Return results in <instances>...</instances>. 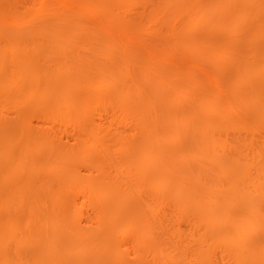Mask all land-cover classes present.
Here are the masks:
<instances>
[{"label":"rangeland","instance_id":"1","mask_svg":"<svg viewBox=\"0 0 264 264\" xmlns=\"http://www.w3.org/2000/svg\"><path fill=\"white\" fill-rule=\"evenodd\" d=\"M121 1L0 0V60L22 57L49 77L39 84L23 80L0 92V264H51L41 258V242L49 237L71 249L66 259L56 254L55 264H264V0H236L235 12L255 8L258 18L251 13L235 26L216 11L221 0L216 8L209 5L215 0L195 5L184 0L176 6L181 10L170 11L165 0ZM197 4L213 8L212 22L195 19L191 5ZM191 23L192 31L186 29ZM53 38L62 43L58 52L49 43ZM247 67L253 75L234 89L232 80ZM6 68L0 65V76L9 73ZM98 72L105 84L96 79ZM122 86L130 87L124 88V101L137 105L138 117L114 102ZM177 94L185 97L176 103ZM68 96L74 102L67 109ZM198 96L203 103L223 96L221 108H235L225 118L207 110L211 102L197 105ZM164 100L171 104L166 107ZM200 107L225 121L217 132H208L224 141L217 154L229 165L219 177L213 162L200 165L201 171L199 161L186 156L175 164L172 155L188 151L187 139L201 137L198 126L206 117ZM194 110L199 115H189ZM165 111L168 119L162 117ZM181 113L189 116H180L182 123L172 120ZM90 128L96 129V142L84 137ZM170 135L176 141L166 145L164 137ZM146 138L149 151L141 149ZM40 141L46 145L39 152L34 143ZM85 142L88 158L81 162ZM65 154L71 163L56 170L51 161ZM19 159L23 167L15 170ZM158 174L165 178L161 187H167L152 191L148 181H159ZM142 176L149 184L143 185ZM86 187L104 196L91 190L88 198ZM155 191L156 201L150 197ZM219 193L230 203L228 210L217 208ZM9 194L23 201L4 203ZM51 196L62 210L50 207ZM207 208L214 213L209 220ZM31 216L44 220L46 231L37 233V223H26ZM234 222L250 232L244 257L231 248ZM139 229L145 236L137 242ZM82 233L89 250L78 252L69 241Z\"/></svg>","mask_w":264,"mask_h":264},{"label":"bare ground","instance_id":"2","mask_svg":"<svg viewBox=\"0 0 264 264\" xmlns=\"http://www.w3.org/2000/svg\"><path fill=\"white\" fill-rule=\"evenodd\" d=\"M119 1V0H118ZM123 1V0H122ZM121 1V2H122ZM127 1V0H126ZM182 1H184V0H165V6H167L168 7V9H169V11H170V8L169 7H171V9H179V8H176V6L177 5H179L180 6V4H178V3H181ZM187 0H185V2H186ZM195 1H197V0H193V1H189V2H192V4H196V3H199L198 1L195 3ZM217 0H215V1H211L212 2V4H209V5H211V6H213L214 7V5L213 4H215V2H216ZM219 1V0H218ZM217 1V2H218ZM221 1H222V4H221ZM220 1V5L219 4H217L218 6H217V12H218V10L220 11V12H222V14L224 13L225 15L224 16H227L229 19H231V22L229 23V24H233V26H235V25H237V24H240V23H243L244 21H245V19H247V17H248V15H250L251 13L252 14H254V16H256L257 18H258V15L256 14L257 13V10H255V8L254 9H252L251 11H248L247 12V14L246 13H244V12H235V9H234V4H235V2H236V0H221ZM214 2V3H213ZM216 2V3H217ZM202 4H204V3H202ZM205 6H207V4H204ZM178 7V6H177ZM191 10H193V8H195L194 9V12L193 11H191L190 10V12L192 13L193 12V15L195 16V19L198 17L199 18V20H203V21H206L207 19H208V17L210 16V14H211V12L213 11V8L212 7H204V6H201V5H199V4H197L196 6H194L193 7V5H191ZM214 8H216V5H215V7ZM179 10H181V9H179ZM253 10H255L254 12H253ZM179 12V11H178ZM256 14V15H255ZM213 15V14H212ZM251 16H253V15H251ZM213 16H211V17H209L210 19L212 18ZM255 18V17H254ZM257 20H259V19H257ZM209 21V20H208ZM208 21H207V23H208ZM230 21V20H229ZM210 22H212V19L210 20ZM258 22H260V21H258ZM206 23V22H205ZM206 23V24H207ZM193 23H191V26L190 27H188V28H186V29H190L191 31L194 29V24L192 25ZM212 24V23H211ZM211 24H209V25H211ZM260 23H258V25H259ZM209 25H206V26H209ZM50 30H52V29H50ZM48 31H49V29H48ZM187 31V30H186ZM56 32L58 33V30H56ZM55 37V36H54ZM49 43L53 46V49H54V52H58L59 51V49H61V45H62V43H60V41H58V40H56V39H51V41H49ZM207 43V42H206ZM205 44V43H204ZM203 44V45H204ZM210 45V44H209ZM112 46V45H111ZM110 46V47H111ZM116 46V45H115ZM208 46V44L206 45L205 44V46L204 47H207ZM110 47H109V49H110ZM208 50V49H207ZM206 50V51H207ZM234 56V55H233ZM233 56H231L232 57V59H235V57H233ZM231 57H230V59H231ZM6 59H7V61H6ZM6 59L5 60H0V65H4L5 67H7L6 68V70H7V72L9 71V73L8 74H5L4 76H0V92H2V91H4V89L7 87V86H11L13 89L15 88V86H17L21 81H23V80H29V81H31V82H33V83H43V82H45V81H47L48 79H49V77L46 75V74H44V73H42V72H39V71H37V70H35V69H32L31 67H30V65H29V61L28 60H26V59H24V58H22V57H19V56H17V57H12L11 58V56H10V59L8 58V57H6ZM250 67H247L246 69V72L244 71V73H238V75H235V77H236V79L234 80H232V81H236V83H237V85H235V82L233 83L232 82V85L234 86V89H237L236 88V86H238L239 87V85L242 83V82H245V80L246 79H248V80H250V78L249 77H251V75H253V71H252V69L250 68ZM112 70H113V68H112ZM109 71V70H108ZM107 71V72H108ZM111 72V71H110ZM115 72V71H114ZM99 73L100 72H98V75L96 74V79L99 77V80L101 81V79H100V75H99ZM109 73V72H108ZM118 73H121V72H118L117 71V74L115 73V76H118ZM101 74V73H100ZM102 75H104V73L102 74ZM114 75V74H113ZM121 75V74H120ZM104 76H106V75H104ZM107 76H108V74H107ZM109 77V76H108ZM108 77H105V78H107L108 79ZM114 77V76H113ZM113 77H110V78H113ZM53 78H55V77H53ZM103 78V77H102ZM110 78L108 79V80H110ZM115 78V77H114ZM120 78H124L123 76H119V81H120ZM52 79V78H51ZM116 79H117V77H116ZM126 79V78H125ZM103 81H107V82H109L108 80H104V79H102ZM122 81H123V79H121ZM247 80V82H250V81H248ZM119 81H117V82H119ZM239 81H240V83H239ZM242 81V82H241ZM97 82H98V80H97ZM113 82V81H112ZM252 82V81H251ZM94 83H95V81H94ZM101 83H102V81H101ZM106 83V82H105ZM105 83H102V84H105ZM109 83H111V81L109 82ZM238 83H239V85H238ZM246 83V82H245ZM253 83V82H252ZM96 84V86H97V83H95ZM100 84V83H99ZM98 84V85H99ZM125 85V84H124ZM127 85V84H126ZM254 85V84H253ZM101 86V85H100ZM257 86H259V85H257ZM123 87V86H122ZM128 86H124L123 87V90L124 91H121V92H119L120 90L118 89V92L114 95V97H115V99H114V102L115 103H117V104H119L120 106H122V104H123V106H125L126 108H127V112H130V113H135V115H136V111L135 110H137V108H136V104H133L134 102H130L129 100H126V101H124V99L126 98V97H124L126 94L128 95V93H127V91H125V89L127 88ZM253 87V86H252ZM70 86H67L66 87V90H70ZM95 88V87H94ZM101 88V87H100ZM125 88V89H124ZM128 88H130V87H128ZM127 88V89H128ZM255 90H256V85H255ZM259 88L261 89V87L259 86ZM95 89H97L98 90V88H95ZM122 89V88H121ZM126 89V90H127ZM260 89H258V87H257V91L259 92V90ZM94 90V89H93ZM101 90V89H100ZM197 90V89H196ZM199 90V89H198ZM95 91V90H94ZM129 91V90H128ZM130 91H131V89H130ZM217 91V90H216ZM216 91H214V92H216ZM199 92V91H198ZM256 91H254V94L256 95V93H258V92H256ZM69 93V92H68ZM94 93V92H93ZM92 93V94H93ZM115 93V92H114ZM55 94V93H54ZM95 94V93H94ZM93 94V95H94ZM100 94V93H99ZM99 94H98V96H99ZM204 94V93H203ZM216 94H217V92H216ZM218 94H219V92H218ZM220 94H221V92H220ZM219 94V95H220ZM253 94V93H252ZM251 94V95H252ZM57 95V94H56ZM56 95H50L51 97H53V96H56ZM96 95V94H95ZM94 95V96H95ZM111 95H113V93H111ZM190 95H192V93H190ZM215 95V94H214ZM43 96H46V94L45 95H43ZM104 96V95H103ZM102 96V97H103ZM199 96H201V94H199ZM199 96H198V99L197 100H195V102L197 103V105H199L200 106V104L202 105H205V104H207V106H209L210 105V102L213 104L212 106L210 105L208 108L205 106V108H207V110L208 109H210L211 110V112H213L214 111V109H216L217 110V114H220V116H222L223 115V117H225L224 115H228L229 113H231V111H232V107H230L228 104H227V106L225 107L224 106V108H223V106H222V108H221V106H220V104L221 103H219L218 101H220V98L221 97H223V96H219L220 98H218V97H216V96H212V98L209 100V102L208 103H203L202 101H201V97L199 98ZM203 96V95H202ZM218 96V95H217ZM47 97V96H46ZM57 97V96H56ZM102 97H101V99H102ZM113 97V98H114ZM184 97L185 96H182V95H178L177 94V96H175V98L174 99H172V101L173 100H175L176 101V103L177 102H179V101H181V100H183L184 99ZM190 97V96H189ZM208 97V96H207ZM67 99L63 102V106L65 107L66 106V108L68 109V108H70V105L72 104V102H74V101H72V97L71 96H68V97H66ZM107 98H108V96H107ZM54 99H57V98H55L54 97ZM83 99V98H82ZM90 99V98H89ZM101 99H100V101H101ZM204 99V98H203ZM219 99V100H218ZM85 100H88V99H85ZM93 100V99H92ZM95 100H98V98L97 99H95ZM94 100V101H95ZM103 100H104V98H103ZM102 100V101H103ZM106 100H108V99H106ZM163 100V99H162ZM56 101V103L58 104V101H59V99H58V101L57 100H55ZM99 102L100 104L102 103V105H103V102ZM86 102V101H85ZM108 102V101H107ZM110 102V101H109ZM113 102V103H114ZM163 102H165V106L166 107H168L169 106V104H171V101H168L167 100V102H166V100H164ZM98 103V104H99ZM160 103H162V102H160ZM217 104V107L215 106V107H213L214 106V104ZM98 104H97V106H98ZM99 104V105H100ZM105 104V103H104ZM172 104H174V103H172ZM219 104V105H218ZM106 105H107V103H106ZM110 104H108V106H109ZM116 105V104H115ZM134 105H136V106H134ZM202 105V106H203ZM59 106V105H58ZM134 106V107H133ZM172 106V105H171ZM198 106V107H199ZM201 106V107H202ZM218 106H220V107H218ZM61 107V106H60ZM201 107H200V113L202 112V109H205V108H202L201 109ZM204 107V106H203ZM112 108V107H111ZM136 108V109H135ZM218 108H221V109H219V111H218ZM235 108V106L233 107V109ZM63 109H65V108H63ZM122 109H124V108H122ZM199 109V108H198ZM46 110V109H45ZM69 110H71V109H69ZM125 110V109H124ZM65 111V110H64ZM74 111V110H73ZM167 111V110H166ZM165 111V112H166ZM197 112V110H194L193 112H192V114H189V115H192L193 116V114H194V116H195V114H196V112ZM206 111V110H205ZM209 111V110H208ZM207 111V112H208ZM69 112V111H68ZM163 113V115H162V117H164V118H166V119H168L169 117H167V115L169 116V114H167V112L166 113ZM204 112V111H203ZM202 112V113H203ZM229 112V113H228ZM66 113V112H65ZM214 113H216V112H214ZM228 113V114H227ZM66 114H68V113H66ZM188 114V113H187ZM197 114L199 115V112H197ZM196 114V115H197ZM204 114H205V112H204ZM204 114H200V117H203L204 118V116L206 117V118H204L203 119V123L201 124V127H199L198 126V129H201V131L202 132H200L202 135H201V137L199 138V139H184V140H186V147H188L187 148V152H184V153H173L172 155L174 156V161L176 160L177 162H175V164L177 163V164H179V162L178 161H180V164H182V163H184V161H182V160H184L183 158L185 157V160L188 158V161H190V160H195L196 162H198L199 161V165H198V168H197V170L198 169H200L201 167H200V165H203V167H205V165L204 164H206L207 166L208 165H210V162H213V164L211 163V165L216 169V171L218 172V174H216L218 177L219 176H222V175H224L225 174V172H226V170H227V168H228V163L227 162H225L226 160H224L223 161V159L221 158V155L220 156H218V152L220 151V150H222V147H221V149H220V146H221V143H223V142H218L217 140H215V138L213 139L212 137H213V134L211 135V137H209V135L210 134H208V132L209 133H211V132H214V131H216L217 129H219L220 128V126H219V124L220 125H222V124H225V121H224V123H221L222 122V120H220V122H219V117L220 116H214L213 115V113H206L205 115ZM210 116H209V115ZM69 116H70V113L68 114ZM71 115H72V112H71ZM74 115V114H73ZM189 115H185L186 117H188ZM204 115V116H203ZM207 115V116H206ZM75 116V115H74ZM137 116V115H136ZM180 116L182 117V113L180 114V115H178V117H174L172 120H174V121H179V119H180ZM184 116V114H183V117L182 118H185L186 119V117ZM231 116V115H230ZM71 117V116H70ZM138 117V116H137ZM71 118H73V117H71ZM172 118V117H171ZM181 118V119H182ZM226 118V117H225ZM236 118H238V117H236ZM180 119V122L182 123V120ZM163 120H165V119H163ZM232 120V119H231ZM230 120V121H231ZM171 121V120H170ZM184 119H183V124H181L182 126H184ZM236 122V121H235ZM230 123H232V122H230ZM173 124H177V122H175V123H173ZM180 124H178V125H180ZM233 124V123H232ZM177 125V126H178ZM163 126H165V124L163 125ZM176 126V125H175ZM176 126V127H177ZM173 127V126H172ZM181 126H179V127H177V128H180ZM186 127V126H185ZM219 127V128H218ZM176 128V129H177ZM95 129V128H94ZM94 129H91L90 128V130H86V132H84V137L86 138V139H88V140H92V141H94V142H96L97 141V138H96V136H97V134H96V129L94 130ZM182 129V128H181ZM180 129V130H181ZM185 129V128H184ZM31 130V129H30ZM173 130V129H172ZM178 130V129H177ZM169 131V130H168ZM182 132H183V130H181ZM173 132H175V130L174 131H171V133H173ZM217 132V131H216ZM168 133V132H167ZM171 133H169V134H171ZM28 134V138L31 136L30 134H31V132H28L27 133ZM216 134V133H215ZM174 135V134H173ZM176 135V134H175ZM174 135V136H175ZM169 137H171V135L170 136H168V139H166V137H164L165 138V140H167V141H163V142H165V144L166 145H169V144H173L175 141H176V139H175V137H173L172 136V138H170L169 139ZM215 137V136H214ZM45 138V137H44ZM44 138H43V140H44ZM162 139V138H161ZM216 139H218V137H216ZM153 141V140H152ZM151 141V142H152ZM150 142V143H151ZM158 142H160V141H158ZM48 143V142H47ZM149 143V138H146L145 139V141H144V146H143V148H141V149H147V151H149V149L148 148H146V147H148L147 146V144ZM153 143V142H152ZM35 145H36V147L38 148V150H39V152L41 151V149H42V147L43 146H45L46 145V143L45 142H43L42 141V143H41V141H40V143L39 142H35L34 143ZM49 145V144H48ZM119 145H120V143H119ZM118 145V146H119ZM121 145H122V143H121ZM87 143L85 142L84 144H82L80 147H81V150H82V153H83V156H82V160H81V162H86L85 160H86V158H88V156H87ZM120 147V146H119ZM121 147H123V146H121ZM49 148V147H48ZM152 149V148H151ZM220 149V150H219ZM217 150H219V151H217ZM144 151V150H143ZM142 151V152H143ZM151 151V150H150ZM186 151V150H185ZM61 152V151H60ZM139 152V151H138ZM153 152V151H152ZM145 154H149V152H147V153H145ZM171 155V157H173ZM73 156V155H72ZM138 156H140V153H139V155ZM186 156H187V158H186ZM61 157V158H60ZM135 157H137V156H135ZM134 157V158H135ZM170 156H169V159L171 158ZM72 158V157H71ZM74 158V157H73ZM89 160V159H88ZM73 161V160H72ZM144 161V160H143ZM170 161V160H169ZM173 161V162H174ZM187 161V160H186ZM195 161H193V162H195ZM202 161V162H201ZM52 163H56L57 164V168H56V170L57 169H60V168H62L63 167V165L65 166L66 164H70L71 162H70V157L69 156H67L66 154L65 155H58V157L55 159V161L53 160V161H51ZM50 162V163H51ZM128 162H129V160H128ZM133 162V161H132ZM140 162H142V161H140ZM201 162V163H200ZM229 162V161H228ZM131 163V162H130ZM23 164H24V161L22 160V159H19L18 161H17V165H15V170H20V168L21 167H23ZM128 164V163H127ZM131 164H133V163H131ZM130 164V165H131ZM143 164V163H142ZM207 166H206V170H207ZM200 167V168H199ZM140 168V167H139ZM138 168V169H139ZM226 168V169H225ZM142 169V168H141ZM141 169H139L140 171H141ZM201 169H203V168H201ZM200 169V170H201ZM225 169V170H224ZM143 170V169H142ZM204 171H205V168L203 169ZM214 170V169H213ZM202 171V170H201ZM215 171V170H214ZM142 172V171H141ZM141 172H140V174H141ZM196 172H198V171H196ZM224 172V173H223ZM59 174V173H58ZM63 174V173H62ZM61 174V175H62ZM136 174H139L138 173V170H137V173ZM139 174V175H140ZM63 175H65V174H63ZM67 175H69V176H71L72 177V175L71 174H67ZM142 175H143V173H142ZM68 176V177H69ZM158 176H159V179H157L158 178ZM158 176H157V178L155 177V179H157V180H159V181H156V180H151L152 182L153 181H155V183H154V185H153V188H152V185H151V181H148L147 182V179L145 180V178L142 176V178H143V182H144V184L143 185H145V183H148L149 185V189H150V186H151V190L152 191H154L153 189H157V191H159V188L161 187V182H165L163 179H165V178H160V174H158ZM193 176V175H192ZM67 177V178H68ZM70 179V178H69ZM163 180V181H162ZM84 183V182H83ZM86 185V184H85ZM89 185V184H88ZM142 185V184H141ZM166 184H164L163 183V186H165ZM147 186V185H146ZM148 186L146 187V188H148ZM163 186L161 187L162 189H163ZM179 185L178 184H176V186L175 187H178ZM68 187V186H67ZM145 187V186H144ZM165 187H167V185L165 186ZM93 188V187H92ZM161 188H160V190H161ZM172 188H174V186L172 187ZM66 189V188H65ZM84 189H86V192H87V194H88V198H92L90 195H91V190H94V189H91V187H90V189L88 188V187H86V188H84ZM148 190V189H147ZM170 190V189H169ZM15 191V190H14ZM96 190H94V192H95ZM157 191H155V192H153V193H150L151 195H150V197L151 196H153V197H151V199L152 200H154V201H156V199H157V197H156V195H153V194H156V193H158ZM171 191H173V193L172 194H174L175 195V193L177 194V195H179L178 193H177V191L178 190H171ZM16 192V191H15ZM91 192V193H90ZM98 193H102V192H99V191H97ZM175 192V193H174ZM96 193V192H95ZM107 193V192H106ZM179 193H180V191H179ZM11 194V193H10ZM8 195L7 196V198L5 199L6 201L4 202V203H12V204H17V203H20L21 201H23V197L20 195V197L17 199V200H14L13 198V194L12 195ZM96 196L97 195H99V194H95ZM101 195V194H100ZM99 195V196H100ZM108 195V194H107ZM221 195V196H220ZM99 196H97L98 198H99ZM101 196H104V194L103 195H101ZM219 196H220V199H219ZM217 198L219 199V200H217L218 202H217V204H218V209L219 210H222V209H224L226 206H227V210H228V208H230V203L227 201V199H226V197L223 195V194H218V196H217ZM49 201H50V203H49V205H50V207L52 208V209H55V210H62L61 208H63V207H59V208H57V206H55V203H54V201H53V196H51V199H48ZM220 200H221V203H219L220 202ZM181 201H182V199H181ZM209 201V200H208ZM47 202V201H46ZM116 204L118 205L119 204V201H116ZM217 204H216V206H217ZM143 208H144V206H143ZM143 211V210H142ZM219 212V211H218ZM217 212V213H218ZM210 213H212V211H211V208L209 209V208H207V211L204 213V215H206L205 217H207L206 219L207 220H209L208 218L209 217H211L212 215L210 214ZM228 213H229V211H228ZM212 214H214V213H212ZM222 214H224V212H222ZM222 214H220V215H222ZM138 215H139V213H138ZM203 215V216H204ZM230 215H231V213H230ZM223 216V215H222ZM231 216H234V215H231ZM120 217V215H118V216H114V221H116L117 220V218H119ZM217 217H219V215L217 216ZM155 218V217H154ZM202 218H204V217H202ZM220 218V217H219ZM212 219H214V216L212 217V218H210V220H212ZM147 220V219H146ZM146 220L143 222V223H145V226H148V222H147V225H146ZM42 221H44V220H41L40 221V219H39V221H38V218L36 217V216H31V217H28L27 219H26V223H31V222H35V223H37L38 224V228H37V230H38V232L37 233H40V234H42L41 232H43L44 230L46 231V225H45V223H43ZM147 221H149V220H147ZM143 223H141V224H143ZM41 224H42V227H41ZM140 225V224H139ZM234 225H235V227L233 228V229H231V230H229V234H228V237L231 239V248H232V251L233 252H235L236 254H237V256L238 257H244L245 256V254H246V249H245V243H246V238H247V236L250 234V232H248V231H246L245 229H243V228H241V227H239V226H237V224L234 222ZM2 225H0V233H1V229H2ZM142 227H144V226H142ZM142 227H140V228H142ZM145 228V227H144ZM230 228H232V227H230ZM127 229L125 228V231H126ZM143 230V229H139V234L138 233H136L135 235H137V236H135L136 238H135V240L137 241V242H140V241H142L143 240V238L141 239V237H142V235H144L145 236V234L143 233V234H141L140 232ZM138 231V230H137ZM141 234V235H140ZM85 235H87V234H85V233H82V234H80V235H78L75 239H73L72 241H69V243L70 244H72L74 247H75V249H77V251L78 252H80V251H88L89 250V246H88V243L87 242H85L84 241V237H86ZM143 236V237H144ZM53 238L54 237H49V238H46V239H44L42 242H41V244L43 245V246H45L44 247V250L42 251V259L44 260V259H47L48 261H51V264H55V259H57L58 260V258H56V254L57 255H59L61 258H63V259H66L67 257H70V256H72L71 255V249H69V247H64L63 245H57V244H53L54 243V241H53ZM145 238V237H144ZM1 239V238H0ZM234 242V243H233ZM73 251V250H72ZM61 258H59V259H61ZM262 262L264 263V258L262 259ZM87 264H96L94 261H91V262H88Z\"/></svg>","mask_w":264,"mask_h":264}]
</instances>
